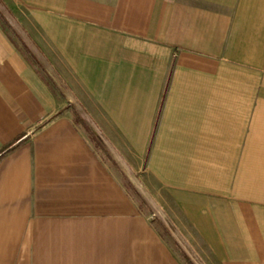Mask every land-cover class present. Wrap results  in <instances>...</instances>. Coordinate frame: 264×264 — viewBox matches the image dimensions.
Wrapping results in <instances>:
<instances>
[{
  "label": "crops",
  "instance_id": "crops-1",
  "mask_svg": "<svg viewBox=\"0 0 264 264\" xmlns=\"http://www.w3.org/2000/svg\"><path fill=\"white\" fill-rule=\"evenodd\" d=\"M0 3V264H264V0Z\"/></svg>",
  "mask_w": 264,
  "mask_h": 264
},
{
  "label": "trees",
  "instance_id": "trees-1",
  "mask_svg": "<svg viewBox=\"0 0 264 264\" xmlns=\"http://www.w3.org/2000/svg\"><path fill=\"white\" fill-rule=\"evenodd\" d=\"M0 26L4 30V32L7 34L9 39L12 41V43L16 46V48L22 53V55L24 56L26 61L29 63V65L34 68V70L39 75L42 82H44V84L50 90L52 91L56 90L57 87L52 81V79L48 76V74L45 72L43 67L38 63V61L30 53L28 48L21 42L20 38L15 34L12 27L8 24V22L6 21L4 16L1 14V12H0ZM80 124L83 126V128L88 133L90 132L88 127L85 124L83 123H80ZM90 139H91L92 144L97 150H100L101 152L105 153L104 148L102 147V145L98 142V140L95 137L92 136ZM19 140L20 139H17L16 141L10 143L9 145H7L5 148H3L0 151V160L6 157L7 155H9L10 153H12L14 150H16L21 145L22 142L18 143ZM112 164L115 166L114 162ZM138 199L140 201V204H145L144 200L141 197L138 196ZM159 231L163 234L168 233L167 230L161 224H159ZM180 254L185 264H192L191 261L186 257L184 253L180 251Z\"/></svg>",
  "mask_w": 264,
  "mask_h": 264
},
{
  "label": "rangeland",
  "instance_id": "rangeland-1",
  "mask_svg": "<svg viewBox=\"0 0 264 264\" xmlns=\"http://www.w3.org/2000/svg\"><path fill=\"white\" fill-rule=\"evenodd\" d=\"M1 4V3H0ZM3 9L1 8V11ZM5 15H6V18L4 16V18L8 19V24L9 22L14 24V16L10 15V13L6 10H3ZM2 14V13H1ZM3 15V14H2ZM41 65V64H40ZM42 66V65H41ZM43 69L44 67H46V65L44 64V66H42ZM45 70V69H44ZM46 72V71H45ZM57 87V86H56ZM54 94L56 95V97L58 99H62V96L60 95V90L57 88L56 90L53 91ZM70 114L72 116V119L73 121L75 122V124H77L78 126H80L84 132L86 133V136L88 137V139L90 140L91 142V137H95L93 132L91 131V129L86 125V123L84 122V119H88V113L85 112V111H75L74 110V107H71L70 108ZM80 123H83L85 124L88 129H89V133L83 128V126L80 124ZM103 155V158L106 159L107 157H105V155L102 153ZM107 164L110 165V167L112 169H115L116 167L111 163L109 162L108 160H106ZM115 167V168H114ZM119 178H120V181L122 183V185H124V188L126 189V191L128 192V195L134 200V202L136 203V205L138 206L139 210H140V213L143 214V215H146V216H149V217H154V212L149 208H147L146 204H140V201L138 199V196L142 198V191H141V188H140V184L142 182V176L141 175H135L134 177H130L131 180L126 177L125 175H123L120 171H119ZM143 199V198H142ZM153 225L159 229V221L157 219H153L152 221Z\"/></svg>",
  "mask_w": 264,
  "mask_h": 264
}]
</instances>
